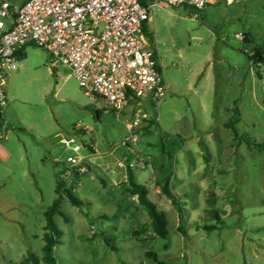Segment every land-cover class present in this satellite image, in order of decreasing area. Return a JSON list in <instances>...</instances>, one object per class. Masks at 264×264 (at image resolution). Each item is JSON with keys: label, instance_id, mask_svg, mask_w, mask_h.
Wrapping results in <instances>:
<instances>
[{"label": "rangeland", "instance_id": "rangeland-1", "mask_svg": "<svg viewBox=\"0 0 264 264\" xmlns=\"http://www.w3.org/2000/svg\"><path fill=\"white\" fill-rule=\"evenodd\" d=\"M213 1L202 10L161 0L152 8L145 41L166 85L158 105L142 99L116 114L84 95L68 69L53 68L46 50L24 48L2 87L0 264L41 257L57 176L82 203L78 208L63 197L65 217H54L62 232L57 264H156L147 252L162 264H264V148L256 146L264 143V62L252 60L264 48V0ZM134 120L138 126L129 132ZM64 139L81 145L82 156L91 144L100 156L114 149L115 161L126 173L133 169L135 182L165 213L168 238L152 235L146 210L125 191L126 178L108 182L90 163L79 181L68 177L73 153ZM162 164L172 168L182 220L156 184ZM213 209L223 223L210 218ZM206 225L217 229L206 232Z\"/></svg>", "mask_w": 264, "mask_h": 264}, {"label": "built area", "instance_id": "built-area-1", "mask_svg": "<svg viewBox=\"0 0 264 264\" xmlns=\"http://www.w3.org/2000/svg\"><path fill=\"white\" fill-rule=\"evenodd\" d=\"M148 0H26L11 17L10 3L0 0V108L7 104L2 91L5 79L19 66V51L28 45L46 50L52 67L61 65L78 81L87 97L100 100L106 109L122 113L131 101L147 99L158 105L166 85L154 50L145 41L144 29L151 21ZM169 7L188 6L202 10L210 0H161ZM237 37L242 40L243 34ZM139 120L127 125L129 132ZM86 130L89 131L87 128ZM137 135L122 142L127 146ZM70 150L66 164L68 177L74 179L89 172L95 147L88 155L73 139L62 140ZM114 149H111L113 154ZM90 163V164H89ZM126 170L122 161L112 168Z\"/></svg>", "mask_w": 264, "mask_h": 264}, {"label": "trees", "instance_id": "trees-1", "mask_svg": "<svg viewBox=\"0 0 264 264\" xmlns=\"http://www.w3.org/2000/svg\"><path fill=\"white\" fill-rule=\"evenodd\" d=\"M144 35L148 37L151 36L147 28L144 29ZM23 54H24V49L19 51L20 59L22 58ZM154 57L156 60H158L156 52L154 54ZM252 60H258L259 62H264V48L255 49L252 55ZM159 70L161 71L160 66H159ZM138 101H140V99L134 100L133 102H138ZM236 112L237 111H235V113ZM233 120H234V123L238 122L236 115L233 116ZM227 126H231L230 123ZM248 144L250 145V143ZM256 146L258 148H264V143L257 144ZM180 148H181V145H176L173 151L175 152L176 150ZM169 160L170 162H172L171 155L169 156ZM170 164H171L170 166H172V163ZM161 168H162L163 175L158 181H156V184L159 187V192L162 196L170 200L171 204L179 212L180 219L182 220L183 213H182L181 206L177 202L176 196L172 192V188H171V181L173 178V174L171 172L172 168H169V166L167 167L165 164H162ZM72 180H74V182L79 181V177L76 176ZM126 180H127L128 186L126 187L125 191L127 192L129 196L133 198L136 197L138 205L146 210L148 218H149V225L153 233L152 235L155 238L167 239L169 236V222L167 220L165 213L159 211L157 206L148 199L147 187L135 182L133 169L130 167L128 168L127 173H126ZM64 181L65 180H63L60 176H57L56 188H55V193L57 195V198L54 200L52 205L48 207V209L44 213V218H45L44 231L45 232L43 234L44 244L42 247V255L40 258L30 255L29 259L32 264H57L56 259L54 257V249L57 245L60 244L62 232L55 225L54 217L55 216H60L63 218L65 217L64 214L60 210L61 200L63 199V197H66L69 203L75 207L79 208L82 206V203L74 195L73 190L65 188ZM211 203H213V200L211 201ZM209 215L213 221H217L218 223H223L218 210L216 209L211 210L209 212ZM203 229L206 232H211L213 230H216L217 226L216 225H206V226H203ZM180 231L184 233L182 228H180ZM104 243L106 244L107 247L115 251V247L107 239H104ZM146 256L147 258L151 259L154 263L162 264V262L158 260V256L156 253L147 252Z\"/></svg>", "mask_w": 264, "mask_h": 264}, {"label": "crops", "instance_id": "crops-1", "mask_svg": "<svg viewBox=\"0 0 264 264\" xmlns=\"http://www.w3.org/2000/svg\"><path fill=\"white\" fill-rule=\"evenodd\" d=\"M160 0H148L147 1V4L150 6V12H151V21H152V8L154 6H158V3H159ZM231 1V0H229ZM8 2L10 3V14H11V17H15L16 16V12L17 10L26 2V0H8ZM214 1L213 0H210V3H213ZM150 21V22H151ZM150 22L148 23L147 25V29L149 30L150 32ZM131 103H135L133 101H131L129 103V105ZM140 103L137 102V105H139ZM93 147H95L96 149V145L94 144H91ZM138 160L139 159H136L135 161L138 163ZM91 165L94 166L95 169H98L100 166H103V168H112L115 166V164L117 163V161H120V160H117L115 161L114 157H113V154L111 153H108V154H105V155H102L100 156L96 150V154H93L92 157H91ZM123 162V161H122ZM68 170V168H67ZM115 173H111L110 171L108 172H105L104 171V178L108 181V182H111V183H116L115 181L119 178H126V172L123 170V169H115ZM68 175V174H67Z\"/></svg>", "mask_w": 264, "mask_h": 264}]
</instances>
